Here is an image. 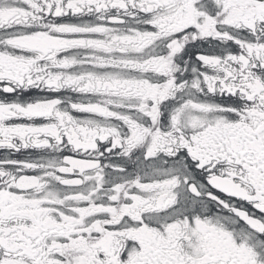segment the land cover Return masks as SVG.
I'll use <instances>...</instances> for the list:
<instances>
[{
    "label": "snow or ice",
    "instance_id": "obj_1",
    "mask_svg": "<svg viewBox=\"0 0 264 264\" xmlns=\"http://www.w3.org/2000/svg\"><path fill=\"white\" fill-rule=\"evenodd\" d=\"M0 264H264V0H0Z\"/></svg>",
    "mask_w": 264,
    "mask_h": 264
}]
</instances>
